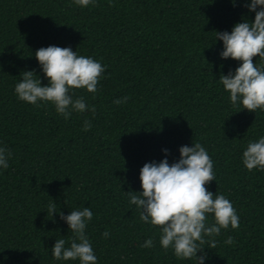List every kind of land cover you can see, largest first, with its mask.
<instances>
[{
	"label": "trees",
	"instance_id": "16d2710c",
	"mask_svg": "<svg viewBox=\"0 0 264 264\" xmlns=\"http://www.w3.org/2000/svg\"><path fill=\"white\" fill-rule=\"evenodd\" d=\"M245 19L254 22L255 12L244 0H95L86 7L0 0V147L11 153L8 168L0 167V264H80L55 259L51 248L57 239L70 246L74 236L60 213L84 207L93 212L85 233L97 264H197L165 251L160 226L142 222L126 194L142 191L145 163H159L167 149L171 164L181 146L196 142L214 163L206 188L228 198L239 217L237 229L205 236L197 256L207 254L204 264H264V170L242 162L248 143L264 136V111L231 103L219 77L241 62L221 57L215 33H231ZM53 45L106 68L95 94L73 90L88 108L68 119L50 102L37 107L15 93L23 71L48 84L35 52ZM228 236L234 244L224 243ZM148 239L153 247H142Z\"/></svg>",
	"mask_w": 264,
	"mask_h": 264
},
{
	"label": "clouds",
	"instance_id": "9594fccd",
	"mask_svg": "<svg viewBox=\"0 0 264 264\" xmlns=\"http://www.w3.org/2000/svg\"><path fill=\"white\" fill-rule=\"evenodd\" d=\"M74 3L86 7L95 4V0H74ZM235 6L236 0H232ZM111 6V0H110ZM244 6L250 12H255L254 22L247 19L233 26L231 33L215 32L216 40L223 42L224 50L221 57L240 61L235 72L219 77L223 88L230 93L233 106L240 105L242 109L255 112L264 111V0H244ZM259 9V10H257ZM48 84L42 86V81L34 70L23 71L22 79L15 85V93L19 100L37 107L40 102L54 105L58 114L68 119L72 112H84L88 106L83 97L73 98V90L86 89L95 94L98 83L106 68L92 57L78 55L70 47H42L35 52ZM258 56L261 64L253 62ZM128 97L114 101L126 103ZM95 114V107L91 108ZM92 127L91 121L85 119L84 131ZM179 148L178 161L169 163L166 158L159 163H145L140 170L141 192L129 191L130 204L140 211V220L160 226V244L167 251L172 248L178 259H195L197 264H204L207 254L203 252L206 243L204 237L218 236L222 229L239 227V217L233 206L223 194H213L206 185L215 180L214 163L208 151L200 143H193ZM10 151L0 147V167L8 168ZM243 165L249 170L260 168L264 170V136L258 141L249 142L242 157ZM57 211L55 202L48 206L47 213L51 216ZM214 214L215 223H208V215ZM60 218L69 226L74 236L69 241L57 239L52 246V255L57 260H77L80 264H97V257L89 238L85 233L87 223L93 218L89 207L73 210ZM104 237L110 234L105 231ZM225 244L235 243L228 236ZM215 240L209 244L214 249ZM142 247H153L152 239L144 242Z\"/></svg>",
	"mask_w": 264,
	"mask_h": 264
}]
</instances>
